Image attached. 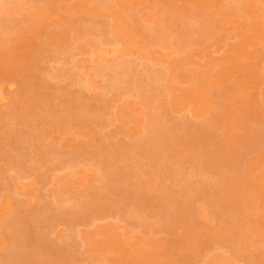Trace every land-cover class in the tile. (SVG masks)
<instances>
[{
  "label": "rangeland",
  "instance_id": "1",
  "mask_svg": "<svg viewBox=\"0 0 264 264\" xmlns=\"http://www.w3.org/2000/svg\"><path fill=\"white\" fill-rule=\"evenodd\" d=\"M0 1V264H264V0Z\"/></svg>",
  "mask_w": 264,
  "mask_h": 264
},
{
  "label": "bare ground",
  "instance_id": "2",
  "mask_svg": "<svg viewBox=\"0 0 264 264\" xmlns=\"http://www.w3.org/2000/svg\"><path fill=\"white\" fill-rule=\"evenodd\" d=\"M0 2H4V1H0ZM246 2L247 1H244L243 2V4L245 5L246 4ZM248 2H250V1H248ZM2 3H0V8H1V6L3 5ZM10 3V2H9ZM239 3V2H238ZM241 3V2H240ZM249 4L247 3V5L246 6H248ZM251 5V4H250ZM7 9V8H6ZM2 11V10H1ZM5 12V11H4ZM184 18V17H183ZM117 24V23H116ZM263 25V24H262ZM123 27V26H122ZM167 28V27H166ZM165 28V29H166ZM123 30V29H122ZM261 30V29H260ZM167 32V31H166ZM169 32V31H168ZM167 32V33H168ZM118 33V32H117ZM125 33H126V31H125ZM160 37L162 38V40L165 38V35L166 34H164V31L163 32H161L160 33ZM262 36V38H263V36L264 35H261ZM257 38H260V37H257ZM161 40V39H160ZM111 42V41H110ZM245 42V41H244ZM99 43H102V42H99ZM107 43V42H106ZM113 43V42H112ZM95 45V44H94ZM126 48V47H125ZM119 50H121V49H119ZM124 51H126V50H124ZM130 52V51H129ZM91 53H92V56L93 57H95L96 59H99V58H102V59H104V60H107V58L109 57V55L111 56V54H109V53H111L110 52V50H109V48L107 49V48H104V47H102L100 44L99 45H95L94 46V49L91 51ZM158 53H160V52H158ZM157 53V54H158ZM112 54H114V53H112ZM244 54V53H243ZM245 56V55H244ZM122 57V56H121ZM111 58V57H110ZM116 58V57H115ZM120 58V57H119ZM117 60V59H116ZM97 62V61H96ZM157 62V61H156ZM97 64H98V62H97ZM96 64V65H97ZM107 64V63H106ZM100 65V64H99ZM105 65V64H104ZM83 68V67H82ZM82 70V69H81ZM86 76V75H85ZM87 77V76H86ZM10 84L8 85V86H10V87H13L14 85H15V83L14 82H9ZM3 84V83H2ZM1 83H0V85H2ZM3 86V85H2ZM8 86H7V88H8ZM89 86V85H88ZM9 87V88H10ZM7 88H6V90H4V88H0V95H1V99H0V102H1V100L2 99H4V101L6 100L5 98H4V94L5 95H7V93L5 92L4 93V91H7ZM6 97H8V95L6 96ZM4 101H2V102H4ZM32 185V184H31ZM25 187V186H24ZM24 187L22 188V191L24 192L25 191V189H24ZM26 188V187H25ZM27 189V188H26ZM31 190V189H30ZM26 191H28V190H26ZM12 198V197H11ZM11 202V201H10ZM2 207V206H1ZM8 208V207H7ZM3 210H5V209H3ZM100 226V225H99ZM95 227V226H94ZM94 229V228H93ZM106 229V228H105ZM99 230V229H98ZM111 231V230H110ZM115 231V230H114ZM117 231V230H116ZM84 232H87V231H84ZM92 232V231H91ZM100 232H103V230H100V231H98V233H96L95 234V236H93V235H90V236H92V241L94 242H98V240H102V239H106V238H104L103 236H102V234L100 233ZM109 232V231H108ZM88 233V232H87ZM93 233V232H92ZM105 233V232H104ZM103 233V234H104ZM111 233V232H110ZM109 233V234H110ZM85 234V233H84ZM89 234V233H88ZM108 233H107V235H109ZM115 234V233H114ZM117 234V233H116ZM115 234V235H116ZM122 234V233H121ZM106 235V233H105V236H107ZM85 236H87L86 234H85ZM109 237H110V235H109ZM90 238V237H89ZM93 238H94V240H93ZM83 239H86V237L84 238L83 237ZM88 239V238H87ZM108 239V238H107ZM118 240H119V237H118ZM120 241V240H119ZM104 242V241H103ZM102 242V243H103ZM87 243V242H86ZM89 243V242H88ZM100 243V242H99ZM102 243H100L101 245H102ZM95 244H97V243H95ZM93 246V245H92ZM91 246V247H92ZM97 246V245H96ZM104 246V245H103ZM94 248H95V246H94Z\"/></svg>",
  "mask_w": 264,
  "mask_h": 264
}]
</instances>
